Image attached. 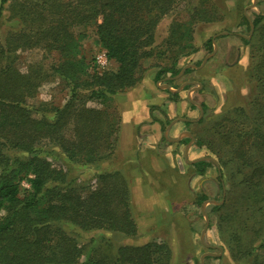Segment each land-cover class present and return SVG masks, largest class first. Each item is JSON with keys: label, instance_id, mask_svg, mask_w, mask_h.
<instances>
[{"label": "rangeland", "instance_id": "rangeland-1", "mask_svg": "<svg viewBox=\"0 0 264 264\" xmlns=\"http://www.w3.org/2000/svg\"><path fill=\"white\" fill-rule=\"evenodd\" d=\"M40 1L8 0L1 6L0 0V42L3 45L7 36L15 31L39 30L43 16L51 18L61 13L59 10L51 16L45 8L30 24L25 13ZM57 1L64 4L67 0ZM212 3L220 11L215 18L211 22L202 20L194 24L191 44L197 51L187 56L177 55L181 44L167 43L175 22L185 23L192 13L193 0L190 4L189 0L181 1L158 23L155 45L136 68L139 81L135 86L102 100L88 98L86 90H82L73 101L76 107L84 103L107 110L116 133L111 137L113 146L102 152L96 161L84 165L71 163L72 177L85 189L97 185L96 175L101 173L114 175L111 181L126 180L129 206L137 228L133 237L103 230L77 232L73 229L82 248L80 264H86L90 256L107 262V256L114 255L121 245L146 243L165 247L154 251L155 257L163 258L161 264H260L264 261V217L258 211V195L264 189V130L258 131L255 125L257 118L264 120V105L258 108V102L253 100L257 80L249 67L251 64L257 70L260 56L253 59V55L264 44V37H261L264 19L256 26L252 22L255 15L264 16V0H211L205 2L204 9ZM243 14L249 24H253L252 32L241 23ZM63 23L68 24L67 29L77 43L73 57L84 61L91 71L111 73L117 70L114 61H108L104 67L96 62V56L103 50L95 32L96 21L83 26L77 18H69ZM209 36L215 41L216 52L202 65L204 57L211 53L204 47ZM241 36L250 39V43L245 44ZM41 49L22 46L8 57L14 59L21 71L31 64L41 67L45 79L33 101L36 105L46 104L44 112L52 118L53 107L63 106L68 101L71 86L51 66L60 60ZM173 57H178L176 68L187 66L185 69L191 70H184L180 76L179 72L175 76L166 72L162 79L155 80L156 71L170 66ZM155 95L163 96L161 109L160 105L152 103H160ZM143 98H148L145 106L149 113L155 108L160 110L159 129L142 134L140 128L146 123L143 121L129 131L132 136L143 139L140 147L138 139L134 141L131 137L118 141L119 134L125 130L122 118L131 111L130 106L133 104L145 114V106L138 104V99ZM202 102L207 104L206 109L202 108ZM190 113L196 121L185 125L186 135L182 136L183 140L176 141L178 131L170 129ZM155 121L152 116L150 122ZM73 124L70 120L65 126L68 136ZM143 141L150 144L146 142L147 146H141ZM38 152L54 166H61L67 160L61 149L53 144ZM199 158L211 163L202 174L190 163ZM255 191L259 193L253 195ZM200 195L208 198L200 203ZM67 227L73 234L71 227ZM166 251L170 255L166 256Z\"/></svg>", "mask_w": 264, "mask_h": 264}, {"label": "trees", "instance_id": "trees-1", "mask_svg": "<svg viewBox=\"0 0 264 264\" xmlns=\"http://www.w3.org/2000/svg\"><path fill=\"white\" fill-rule=\"evenodd\" d=\"M6 1L1 0V6ZM181 1L185 0H67L64 4L57 0H42L25 13L30 24L38 19L37 15H42L41 10L45 8L51 16L59 10L61 13L51 18L43 16L39 30L15 31L7 36L4 45L0 42V264H80L82 248L74 237L75 229L77 232L103 230L124 237L135 236L137 228L129 206L126 180L111 181L114 175L101 173L96 175L97 185L85 189L78 186L76 178L71 175V163L84 165L96 161L102 152L113 146L111 137L116 133L107 110L88 107L84 103L76 107L73 101L82 90H86L88 98L102 100L135 86L139 81L136 68L155 45L158 23ZM207 1L211 2L193 0L189 19L172 26L167 43L181 44L177 55L187 56L197 51L191 44L194 24L202 20L211 22L220 12L213 3L205 10ZM69 18H77L83 26L96 21L99 43L108 60L118 65L115 72L91 71L84 61L73 57L77 43L67 29L68 24L63 23ZM99 18L100 22H97ZM263 19L264 16L258 14L252 22L256 26ZM241 23L250 30L244 14ZM240 38L245 44L250 43V39ZM22 46H39L45 54L54 55L60 61L53 63L52 68L71 86L68 101L63 106L53 107L52 118L44 112L46 104L36 105L33 101L45 79L41 67L31 64L21 71L14 59L8 57ZM204 47L208 52L213 51L212 36L205 39ZM259 56L257 70L251 64L249 67L252 77L257 80L253 100L262 108L264 44L257 48L253 59ZM178 57H173L170 66L159 68L155 80L162 79L166 72L170 76L180 72L181 68L175 67ZM190 70L187 68L185 72ZM201 105L203 109L208 107L205 102ZM70 120L74 124L68 136L64 129ZM256 122L258 131L264 130L262 117ZM257 135L263 138L261 133ZM52 144L63 152L67 159L65 165L54 166L38 152ZM192 166L202 174L211 163L199 160ZM207 198L200 195L198 200L202 203ZM258 201V211L264 217V189L260 191ZM67 226L71 227L73 234ZM164 248L156 243L121 245L114 255L107 256V262L91 256L85 262L161 264L163 258L155 257L154 251ZM165 254L170 255L169 251Z\"/></svg>", "mask_w": 264, "mask_h": 264}, {"label": "crops", "instance_id": "crops-1", "mask_svg": "<svg viewBox=\"0 0 264 264\" xmlns=\"http://www.w3.org/2000/svg\"><path fill=\"white\" fill-rule=\"evenodd\" d=\"M142 82V81H141ZM148 97L150 98V96L148 95ZM154 97V96H153ZM140 98V97H139ZM155 100L156 99H160V103L159 104H157V102L156 101H153L152 103H154V104H156V105H160L159 107H160V109H161V107L163 106V104H162V102L164 101L163 100V96L161 95H155ZM167 97H165V99H166ZM161 100H162V102H161ZM193 105H195V106H197V104L195 103V102H193L191 99L189 100ZM149 102H151V101H149ZM172 101H170V100H168V103H171ZM148 103V98H143V99H138V104L139 105H142V106H145L146 104ZM201 104V103H200ZM198 107V109L200 110V107L199 106H197ZM130 108H131V111H127L126 113H125V115L123 116V118H122V123H123V129H125L124 130V132L122 133L121 132V134H119V140L118 141H121L122 142V140H123V138L124 139H126L127 137H131V139L132 140H136V139H138L136 142H138V146L140 147V145H139V143L140 142H142V140L143 139H139V138H137V136H135V135H131L130 133H129V131H130V129H132V127H133V125H135V124H140L141 122H143V121H145L146 123L145 124H143L142 126H141V128H140V132L143 134L144 132H146V131H150V129L151 130H153V131H156V130H158L159 129V123L158 122H160L161 121V117L159 116L160 115V110H158V108L156 109H153V110H151L150 111V113H149V111L147 110L148 108H147V106H145L143 109L146 111L145 112V114L143 113V112H141V111H139V109L136 107V106H133V104H132V106H130ZM129 108V109H130ZM196 107H194V109H195ZM193 110V109H192ZM163 112V111H162ZM195 114H197V113H195ZM148 116H149V118H148ZM155 117L156 118V120H157V122L155 121V122H150V120H151V117ZM190 116V117H189ZM192 116V114L190 113V115H187V117H184L182 120H180V121H177V122H175V124L174 125H172V127H171V129H170V131L171 130H177L178 131V138L176 139V141H180V140H183L182 138V136L183 135H186V132H187V130H183V128L185 127V125H187L188 123L190 124V123H194L195 121H196V118H194V117H191ZM193 116H195V115H193ZM150 119V120H149ZM149 120V122H147ZM151 123V124H150ZM157 123H158V125H157ZM183 130V131H182ZM123 136V137H122ZM136 137V138H135ZM134 138V139H133ZM147 142V144H150L149 143V141H146ZM146 142H144L143 141V143H141L142 145L141 146H147L146 145ZM192 142H193V140H192ZM144 148V147H143ZM188 147L186 146V148H185V151H186V149H187Z\"/></svg>", "mask_w": 264, "mask_h": 264}, {"label": "water", "instance_id": "water-1", "mask_svg": "<svg viewBox=\"0 0 264 264\" xmlns=\"http://www.w3.org/2000/svg\"><path fill=\"white\" fill-rule=\"evenodd\" d=\"M254 2H256V0H254ZM250 28H251V32H252V30H253V24H252L251 22H250ZM221 34H223V33H218V35H221ZM213 43H214V49H213V51H212L211 53H208V54L204 57V59H203V61H202V65L206 62V60H207L210 56H212V55L216 52V44H215V41H213ZM186 67H187V66H184V67L180 70L178 76L182 75V73H183V71L185 70ZM200 110H201V108H200ZM192 140H193V138L191 139V141H192ZM199 160H202V158L194 159V160L190 161V163H194V162L199 161Z\"/></svg>", "mask_w": 264, "mask_h": 264}, {"label": "built area", "instance_id": "built-area-1", "mask_svg": "<svg viewBox=\"0 0 264 264\" xmlns=\"http://www.w3.org/2000/svg\"><path fill=\"white\" fill-rule=\"evenodd\" d=\"M108 58H107V55H106V52H105V50H102L100 53H98V55L96 56V62L100 65V66H102V67H104L105 65H107V63H108ZM25 186H27V185H25Z\"/></svg>", "mask_w": 264, "mask_h": 264}]
</instances>
